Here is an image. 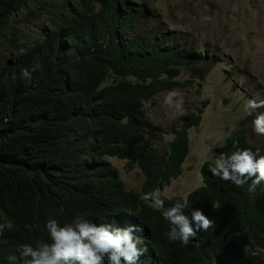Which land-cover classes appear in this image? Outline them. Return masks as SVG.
Here are the masks:
<instances>
[{
  "label": "trees",
  "instance_id": "obj_1",
  "mask_svg": "<svg viewBox=\"0 0 264 264\" xmlns=\"http://www.w3.org/2000/svg\"><path fill=\"white\" fill-rule=\"evenodd\" d=\"M29 12L41 37L22 39L13 22L29 23ZM5 31L12 50L0 58V224L10 227L0 235V264L19 259L23 244L50 242L49 218L64 225L77 213L142 228L134 233L146 248L138 264H264V183L252 193L203 163L200 187L165 200L166 207L187 201L186 215L201 209L214 221L187 247L169 241L168 222L141 199L181 174L188 131L203 114L202 107L181 119L160 154L144 103L190 85L182 71L202 78L213 56L170 33L149 0H0L1 37ZM253 119L215 154L250 149ZM111 158L138 167L139 192L125 188Z\"/></svg>",
  "mask_w": 264,
  "mask_h": 264
},
{
  "label": "rangeland",
  "instance_id": "obj_2",
  "mask_svg": "<svg viewBox=\"0 0 264 264\" xmlns=\"http://www.w3.org/2000/svg\"><path fill=\"white\" fill-rule=\"evenodd\" d=\"M168 31L195 43L201 52L215 58L214 66L202 78L182 71L180 80H191L183 93V115L164 102L168 91L157 93L144 103L147 119L155 127V149L165 153L173 130L184 117L203 107L198 127L188 131L189 154L181 174L155 194L164 199L186 196L203 184L201 166L213 159L215 149L223 145L248 116L244 104L248 99H264V0H149ZM149 7V6H148ZM28 20H14V33L24 38L41 37L34 29L32 14ZM40 21H37V25ZM7 37L0 36V58L5 60L12 50ZM107 80L105 84H109ZM264 111V109H261ZM253 152L264 154V136L253 131L248 137ZM118 170L127 190L139 192L144 176L136 166L123 160L108 159Z\"/></svg>",
  "mask_w": 264,
  "mask_h": 264
},
{
  "label": "clouds",
  "instance_id": "obj_3",
  "mask_svg": "<svg viewBox=\"0 0 264 264\" xmlns=\"http://www.w3.org/2000/svg\"><path fill=\"white\" fill-rule=\"evenodd\" d=\"M9 57L7 63L9 64ZM23 76L30 78L28 70ZM183 93L175 88L165 95V104L174 109L179 116L184 113ZM264 99H248L244 104L251 121L253 132L264 136ZM209 171L221 181L230 182L238 188L245 185L248 191L255 193L264 183V155L248 148H235L230 154H213ZM141 199L153 211L160 212L169 224L167 237L170 242H180L187 247L195 240L198 233L210 229L214 221L210 220L201 209H192L190 217L185 214L187 201H177L172 206H165V200L153 192L144 193ZM87 213H77L70 222L61 225L55 218H49L45 224L49 241H41L36 246L23 244L18 251L20 257L11 255L8 264H138L145 254L142 239L134 233L142 228L120 227L107 218L98 219L99 224L88 218ZM9 225L0 224V235Z\"/></svg>",
  "mask_w": 264,
  "mask_h": 264
}]
</instances>
